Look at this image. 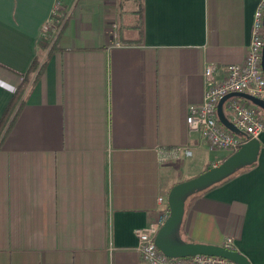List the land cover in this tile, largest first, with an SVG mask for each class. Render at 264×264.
Segmentation results:
<instances>
[{
	"label": "crops",
	"instance_id": "1",
	"mask_svg": "<svg viewBox=\"0 0 264 264\" xmlns=\"http://www.w3.org/2000/svg\"><path fill=\"white\" fill-rule=\"evenodd\" d=\"M259 1L0 0V118L26 80L0 139V264H145L135 230L229 155L186 115L207 65L220 82L243 62ZM57 3L68 15L51 45ZM256 140L252 165L186 200L181 240H230L264 264V130ZM176 147L190 154L161 162Z\"/></svg>",
	"mask_w": 264,
	"mask_h": 264
},
{
	"label": "built area",
	"instance_id": "2",
	"mask_svg": "<svg viewBox=\"0 0 264 264\" xmlns=\"http://www.w3.org/2000/svg\"><path fill=\"white\" fill-rule=\"evenodd\" d=\"M58 12L59 4L57 3L51 12V17L41 28L40 37L51 45L56 40L68 15L64 14L62 20L55 22L54 17ZM263 15L264 0H260L253 15L251 38L243 62L228 66L226 77L220 82H215L213 79L215 66L207 65L203 72L207 87L203 93L202 102L188 109L186 115L188 132L199 134L200 138L207 142L213 150L233 154L244 142L256 139L264 130V121L260 119L259 114L247 101L241 98L232 97L225 104L231 114L230 122L244 136V139L225 129L218 122L216 112L220 99L231 93H245L264 102V72L261 68ZM181 152L186 156L190 154L188 149L176 147L165 151L161 162L169 157L177 158ZM158 202L161 203L162 199L158 198ZM167 216L168 212L163 213L156 223L135 230L138 242L137 251L145 264H235L226 259L212 256L198 255L181 259L164 256L155 247L154 239ZM224 247L232 249L231 241L227 240Z\"/></svg>",
	"mask_w": 264,
	"mask_h": 264
},
{
	"label": "water",
	"instance_id": "3",
	"mask_svg": "<svg viewBox=\"0 0 264 264\" xmlns=\"http://www.w3.org/2000/svg\"><path fill=\"white\" fill-rule=\"evenodd\" d=\"M261 68L264 72V15ZM232 97L241 98L263 111L264 102L245 93H231L220 99L216 111L218 122L230 132L240 135L233 124L225 117L222 110L224 103ZM258 150L259 144L257 140L250 139L217 166L204 171L194 178L178 183L170 189L167 196L168 216L154 239L155 247L159 252L172 259L203 255L220 257L235 264H250L245 256L224 246L184 242L181 240L179 232L186 200L190 196L222 182L240 169L252 165L256 160Z\"/></svg>",
	"mask_w": 264,
	"mask_h": 264
},
{
	"label": "trees",
	"instance_id": "4",
	"mask_svg": "<svg viewBox=\"0 0 264 264\" xmlns=\"http://www.w3.org/2000/svg\"><path fill=\"white\" fill-rule=\"evenodd\" d=\"M45 46H47V45H45ZM25 86H26V80H24V82L20 85V87L15 90L10 103L8 104L7 108L4 110V112L0 118V139L2 138L3 135H5L8 132V130L10 129V127L13 124V121L17 115V112L19 111V108H20V104H21L20 98H21V95L25 89ZM229 155H231V154H229ZM201 192H203V191H201ZM201 192H199V193H201ZM199 193H196V194H199Z\"/></svg>",
	"mask_w": 264,
	"mask_h": 264
},
{
	"label": "rangeland",
	"instance_id": "5",
	"mask_svg": "<svg viewBox=\"0 0 264 264\" xmlns=\"http://www.w3.org/2000/svg\"><path fill=\"white\" fill-rule=\"evenodd\" d=\"M64 14H66V13L62 11V7H61V5L59 4V12H58L57 15L54 17L55 22H56L57 20H62V19H63V16H65ZM250 105H251L252 108L255 109V111H256L259 115H260V114L263 115V111H262L260 108L254 106V105L251 104V103H250ZM218 156H220V154H218Z\"/></svg>",
	"mask_w": 264,
	"mask_h": 264
}]
</instances>
